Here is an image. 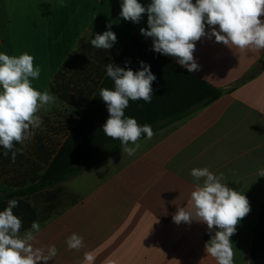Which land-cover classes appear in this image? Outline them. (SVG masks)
I'll list each match as a JSON object with an SVG mask.
<instances>
[{"label": "crops", "instance_id": "obj_1", "mask_svg": "<svg viewBox=\"0 0 264 264\" xmlns=\"http://www.w3.org/2000/svg\"><path fill=\"white\" fill-rule=\"evenodd\" d=\"M95 2L89 29L75 41L80 51L60 69L75 62L74 57L86 61L83 50L90 49V39L108 30L110 22L117 36L113 47L121 49L136 38L153 49L152 39L140 32L148 27L147 14L137 24L120 18L122 0ZM139 2L147 6L151 0ZM163 56L179 65L175 58ZM194 58L200 70L192 74L226 92L155 132L152 139H140L134 155L120 149L112 156L113 163H119L115 170L40 225L35 246L55 245L58 250L48 264H216L205 252L214 232L209 233L202 222L176 224L172 218L177 208L189 205L197 183L191 170L204 167L216 175L223 173L224 183L250 202V213L230 237L234 264H249L252 235L264 203V177L258 176L264 168V68L252 79L238 82L264 59V51L241 50L203 37L196 42ZM82 89L85 92L86 86ZM73 233L84 239L79 250H70L66 244ZM86 255L92 260H86Z\"/></svg>", "mask_w": 264, "mask_h": 264}, {"label": "clouds", "instance_id": "obj_2", "mask_svg": "<svg viewBox=\"0 0 264 264\" xmlns=\"http://www.w3.org/2000/svg\"><path fill=\"white\" fill-rule=\"evenodd\" d=\"M144 14H147L148 27L141 28L140 32L152 39L153 50L175 58L189 73L200 70L194 52L196 42L203 37H214L217 43L241 50L264 51V20L261 19L264 0H195V3L193 0H151L147 6L139 0H122L120 18L123 20L138 24ZM106 27L108 30L96 34L90 43L108 51L117 42V36L111 31V22ZM140 65L141 70L133 71L108 63L106 74L114 82V88L99 90L109 113L102 130L107 137L119 140L122 153L129 156L139 149L137 142L142 135L148 140L154 136L151 125H140L135 118L125 115L130 100L151 103L154 95L152 83L156 77L149 65L143 61ZM40 74L41 68L34 66V56L27 52L19 56L0 52V148L5 157L11 153L12 162L22 152L15 145H24L31 138L32 130L43 123L38 113L56 100L50 91L41 92L33 86ZM190 174L197 183L189 205L177 208L173 221L206 224L209 233L214 232L205 244L206 254L216 264H234L230 237L250 213V202L244 194L224 183L223 173L216 175L204 167L193 168ZM258 176L264 177V168L259 169ZM18 206L19 201L13 198L0 211V264H48L57 255L56 246H35L36 234L41 231L38 221H33L30 229L21 235L22 220L13 211ZM66 244L70 250H79L84 246V239L73 233ZM85 259L90 261L92 256L86 255Z\"/></svg>", "mask_w": 264, "mask_h": 264}, {"label": "rangeland", "instance_id": "obj_3", "mask_svg": "<svg viewBox=\"0 0 264 264\" xmlns=\"http://www.w3.org/2000/svg\"><path fill=\"white\" fill-rule=\"evenodd\" d=\"M95 6V0H0V52L15 56L27 52L34 56V66L41 68V74L33 81V86L41 92L48 90L56 97L54 104L38 113L43 123L32 130L31 138L24 145H15L22 148L15 162H12L11 153L5 157L0 148V195L27 186L44 171L46 155L51 158L55 154L86 104L76 97L92 96L98 81L97 72L102 69L101 56H98L102 50L90 43V49L83 50L87 64H83L82 57H74L76 61L69 62L72 65L60 67L80 51L75 41L78 34L89 29ZM94 26L91 25V30ZM83 85L85 92H82ZM113 159L110 157L92 165L22 200L36 210L37 221L41 224L76 202L115 170L119 163L115 165Z\"/></svg>", "mask_w": 264, "mask_h": 264}, {"label": "trees", "instance_id": "obj_4", "mask_svg": "<svg viewBox=\"0 0 264 264\" xmlns=\"http://www.w3.org/2000/svg\"><path fill=\"white\" fill-rule=\"evenodd\" d=\"M141 61L150 66L156 77L152 83L154 95L151 103L130 100L125 115L135 118L140 125H151L154 133L208 106L226 92L210 86L136 38H130L121 49L112 47L106 53L101 52L99 58L104 68L108 63H113L133 71L141 70ZM263 68L264 59L242 77L238 85L255 77ZM97 74L98 81L92 96L83 99L86 101L85 106L55 154L51 158L46 155L44 171L27 186L0 195V211L7 206L8 200L16 198L19 201V206L13 211L22 220L21 231L30 229L31 223L37 221L36 210L23 198L46 191L78 175L86 168L109 159L121 149L120 141L107 137L102 130L109 113L105 102L99 97V90L114 88V82L107 76L105 69ZM143 138L146 135L140 139ZM249 264H264V203L252 235Z\"/></svg>", "mask_w": 264, "mask_h": 264}]
</instances>
